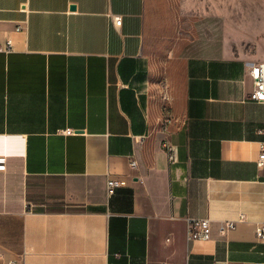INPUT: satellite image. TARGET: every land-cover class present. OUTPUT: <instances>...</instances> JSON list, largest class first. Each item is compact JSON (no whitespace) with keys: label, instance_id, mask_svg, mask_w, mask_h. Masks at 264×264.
I'll return each mask as SVG.
<instances>
[{"label":"crops","instance_id":"crops-1","mask_svg":"<svg viewBox=\"0 0 264 264\" xmlns=\"http://www.w3.org/2000/svg\"><path fill=\"white\" fill-rule=\"evenodd\" d=\"M154 1L0 0V264L264 263V102L249 74L264 0H241L251 27L234 24V0H208L219 35L164 70ZM187 217L209 218L211 238L188 240Z\"/></svg>","mask_w":264,"mask_h":264},{"label":"rangeland","instance_id":"rangeland-1","mask_svg":"<svg viewBox=\"0 0 264 264\" xmlns=\"http://www.w3.org/2000/svg\"><path fill=\"white\" fill-rule=\"evenodd\" d=\"M187 2L190 4L182 12L178 6L179 0H155L153 3L154 18L151 35L157 48L158 59L161 62L160 68L163 70L168 66V56L172 58L170 60L172 62L176 60L178 55H188L201 51L211 37L219 35L212 32V30L214 26L216 28L220 26V18H212L201 14V10L204 13V8L208 9L209 1L187 0ZM249 2L250 5L247 8L252 7V2L256 7L257 0H249ZM241 5V0H234V24L238 26L244 24L250 27L259 25L257 17L249 16L248 13L241 14ZM261 8L262 0H260Z\"/></svg>","mask_w":264,"mask_h":264},{"label":"built area","instance_id":"built-area-1","mask_svg":"<svg viewBox=\"0 0 264 264\" xmlns=\"http://www.w3.org/2000/svg\"><path fill=\"white\" fill-rule=\"evenodd\" d=\"M114 22L117 26H120L122 23V16L114 15ZM7 46L4 47L0 45V51H10L11 50V41L6 42ZM249 74L253 78L254 88L250 93V98L257 101L264 102V62H258L252 65L249 69ZM157 122L159 123L160 129L165 133V137L162 141V146L168 154L169 161L174 162L177 159V150L175 144L171 141V125L175 122V117L170 113H165L161 115ZM65 134H73L76 132L71 128H66L62 130ZM3 158H0V168L4 167ZM131 164L135 167L138 166L137 160L133 159ZM257 164L259 167L264 168V141L260 142V151L257 158ZM123 182L118 179L110 178L107 182L109 192H112L115 187H118ZM187 238L188 240H208L212 235V225L209 218H195L187 217ZM235 220H226L221 224L220 231L223 234H226L230 229L235 227ZM257 235L261 238H264V225L260 226L257 229ZM3 258V255L0 253V259ZM8 264H18V260L12 259ZM264 264V263H262Z\"/></svg>","mask_w":264,"mask_h":264}]
</instances>
